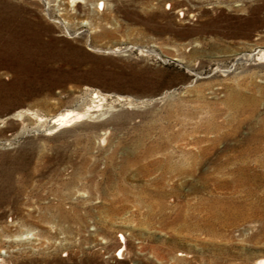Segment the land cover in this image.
<instances>
[{
  "label": "rangeland",
  "instance_id": "rangeland-1",
  "mask_svg": "<svg viewBox=\"0 0 264 264\" xmlns=\"http://www.w3.org/2000/svg\"><path fill=\"white\" fill-rule=\"evenodd\" d=\"M71 1L0 0V264H256L264 0Z\"/></svg>",
  "mask_w": 264,
  "mask_h": 264
},
{
  "label": "bare ground",
  "instance_id": "bare-ground-1",
  "mask_svg": "<svg viewBox=\"0 0 264 264\" xmlns=\"http://www.w3.org/2000/svg\"><path fill=\"white\" fill-rule=\"evenodd\" d=\"M71 3H75L74 0L71 1ZM260 59H264V51H260ZM101 96L98 95V93H94V99H97ZM124 101V98H119V100ZM100 100H98V103ZM131 102V101H130ZM130 104V103H129ZM101 105H93L84 108L82 111L78 110H66L62 113L57 114L56 116L50 118L51 123H58L60 126H68L70 124L85 120V119H90V118H96V117H103L105 116L106 112L102 113H97L100 111ZM98 114V115H97ZM119 256V252L117 253ZM256 264H264V258H260L256 261Z\"/></svg>",
  "mask_w": 264,
  "mask_h": 264
},
{
  "label": "built area",
  "instance_id": "built-area-1",
  "mask_svg": "<svg viewBox=\"0 0 264 264\" xmlns=\"http://www.w3.org/2000/svg\"><path fill=\"white\" fill-rule=\"evenodd\" d=\"M116 257H118V256H117V253H116Z\"/></svg>",
  "mask_w": 264,
  "mask_h": 264
}]
</instances>
